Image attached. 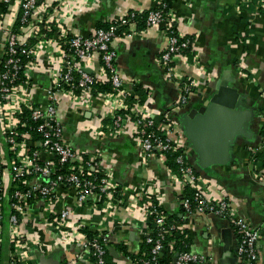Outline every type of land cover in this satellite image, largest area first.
I'll list each match as a JSON object with an SVG mask.
<instances>
[{
    "label": "crops",
    "instance_id": "crops-1",
    "mask_svg": "<svg viewBox=\"0 0 264 264\" xmlns=\"http://www.w3.org/2000/svg\"><path fill=\"white\" fill-rule=\"evenodd\" d=\"M19 1L7 4L0 0V4L7 6L2 15L8 22L15 21L20 15ZM57 1L39 0L45 7L56 10L63 27L72 34L85 36L130 12L141 13L156 5V0ZM171 11L180 35L192 41L191 48L175 56L173 64L185 79L195 80L197 86L187 104L171 111L168 119L176 122L175 130L185 137L187 159L203 178L204 192L213 198L227 199L238 214L260 230L257 249L260 264H264V180L254 175L257 171L264 176V150L258 155L255 166L251 163L249 150V146L258 145L264 135V0H171ZM126 31L132 33L118 35L111 43L117 52L115 64L128 81L126 90L134 95L138 86L148 92L154 100L150 110L157 115L160 124L169 104L181 93L177 80L170 79L157 62L169 44L167 27L132 24ZM52 48H37L35 64L27 70L25 85L33 103L40 107L46 105L45 89L52 83ZM102 66L101 59L96 57L86 70L99 73ZM223 77L238 88L242 106L252 112V118L246 135L241 134L240 141L232 149V161L202 169L179 117L186 108L201 107L214 91L216 82ZM99 91L101 89L95 88L94 98L88 104L74 102L68 97H63L59 103L58 115L73 148L82 153L84 159L98 153L101 168L113 174L126 190L127 198L129 192L141 189L148 195H155L166 214L179 218L178 223L185 225L189 249L205 258L200 264H241L237 254L239 234L232 222L213 214L194 213L184 217L181 202L187 188H192L175 179V169L165 159L142 150L129 115L124 116V132L120 135H98L97 131L111 122L112 113ZM2 148L6 151L5 145L2 144ZM38 179L39 184L44 181V178ZM6 185H10L9 175ZM95 199L90 197L89 204H80L74 191L57 190L51 209L54 215H59L66 207L70 209L69 219L74 224L72 233L75 235L70 238L52 218H47L49 209L44 201L34 200L20 221L28 261L32 264H98L81 235L89 237L102 232L108 239L107 262L134 264L138 252H142L146 222L127 204L116 205L105 217L90 204V200L96 202ZM10 240L6 221L0 264L9 263Z\"/></svg>",
    "mask_w": 264,
    "mask_h": 264
},
{
    "label": "built area",
    "instance_id": "built-area-1",
    "mask_svg": "<svg viewBox=\"0 0 264 264\" xmlns=\"http://www.w3.org/2000/svg\"><path fill=\"white\" fill-rule=\"evenodd\" d=\"M4 1L7 4L13 2ZM17 5L20 15L15 21L8 22L4 15L0 16V249L7 221L11 237L8 264H32L28 261L20 221L36 199L44 201L49 209L47 218H52L57 227L64 230L67 238L75 236L72 233L74 224L69 219L70 209H62L59 215H54L51 209L59 188L74 191L80 204H89L90 197L96 198V202L90 200V204L105 217L120 204H127L132 212L139 214L147 225L142 243L150 244L151 249L135 259L134 264H158L165 246L175 252V257L178 254L170 264H200L205 259L190 249L176 251L175 240L169 238L173 236L174 229H187L178 221L167 223L168 216L155 195H148L141 189L129 192L127 198L124 195L126 190L121 188L113 174L101 168L98 153L84 159L83 154L77 152L68 141L65 125L58 115L61 99L68 97L74 102L88 104L94 98L96 85L100 83L111 85L110 90L99 91V94L112 113L111 122L105 128H100L98 135H120L124 132V116L129 115L142 150L146 154H157L167 162L169 156L174 155L177 165L175 179L192 188L193 194L183 197L181 202L184 217L197 213L228 218L239 234L237 254L241 264H260L257 249L260 230L238 214L227 199L213 198L204 192L201 185L203 178L187 159L185 137L175 130L176 122L168 119L171 111L187 104L189 96L196 90L197 82L185 79L173 64L175 56L191 48L192 41L180 35L173 12L166 2L156 0V5L148 10L146 26L167 27L169 44L157 62L170 79L177 80L181 93L178 99L169 104L160 124L157 123V115L150 110L154 100L149 94V102L148 99L141 102L139 93L132 95L125 89L128 81L117 69V52L111 46L116 36L132 33L126 29L138 24V12H130L107 26L98 27L92 35L85 36L72 34L63 27L56 10L45 7L39 0H20ZM19 17L23 23L21 31L15 29ZM47 46L53 47L52 83L45 89L47 103L40 107L33 103L25 84L27 70L37 59V48ZM96 57L101 59L103 70L99 73L88 72L86 68ZM2 144L6 146V151ZM249 150L251 163L255 166L258 155L264 150V135L263 140L258 145L249 146ZM81 158L82 162L79 161ZM7 175L10 177L9 186L6 185ZM254 175L264 180L261 173L256 171ZM38 178H44V181L39 184ZM152 222L154 226L150 224ZM81 237H84L85 247L98 264H110L106 260L109 251L106 234L100 232L92 237L82 234ZM140 254L141 251L138 252Z\"/></svg>",
    "mask_w": 264,
    "mask_h": 264
},
{
    "label": "water",
    "instance_id": "water-1",
    "mask_svg": "<svg viewBox=\"0 0 264 264\" xmlns=\"http://www.w3.org/2000/svg\"><path fill=\"white\" fill-rule=\"evenodd\" d=\"M186 110L179 120L189 146L198 156L199 167L230 163L232 149L240 135H246L252 118V112L242 106L238 88L223 77L201 107Z\"/></svg>",
    "mask_w": 264,
    "mask_h": 264
},
{
    "label": "trees",
    "instance_id": "trees-1",
    "mask_svg": "<svg viewBox=\"0 0 264 264\" xmlns=\"http://www.w3.org/2000/svg\"><path fill=\"white\" fill-rule=\"evenodd\" d=\"M167 4V7L169 9V7L171 8V0H164ZM162 8V7H160ZM7 9L6 4H0V15H2V13ZM167 10V8L165 9V11ZM148 15V10L144 11L142 13L137 14V19H138V26H146V18ZM23 23L21 21V18L19 17L16 22H15V29L16 30H20L22 29ZM96 88L101 89V91H106V90H110L111 89V85L109 83H100L96 85ZM136 92L140 94L141 96V102H146V100L148 99V92L144 89H142L141 87H136ZM32 125H35V122L31 121ZM36 135L37 132H36ZM168 164L173 168L176 169V163H175V157L174 155H170L169 156V161ZM193 194V191L189 188H187V190L185 191L184 197L185 196H191ZM167 223H171L173 224V222H176L179 220V218L174 217L173 215H167ZM152 221V219H151ZM151 225L153 224L150 223ZM154 226V224H153ZM188 232L187 230H180V229H174L173 230V236L170 237L169 239H174L175 240V248L176 251L180 252L183 250H189V244H190V240L188 237ZM92 237V235L90 236ZM151 249V245L144 243L142 246V252L140 255H138L136 258H141L143 256L142 253L144 252H148ZM135 258V259H136ZM175 258V252L171 251L169 246H165V248L163 249L160 257H159V261L158 264H170L172 261H174Z\"/></svg>",
    "mask_w": 264,
    "mask_h": 264
}]
</instances>
